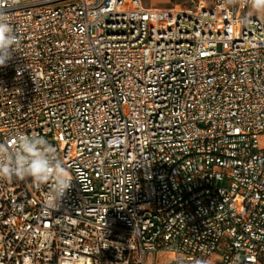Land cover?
I'll list each match as a JSON object with an SVG mask.
<instances>
[{
	"label": "built area",
	"instance_id": "built-area-1",
	"mask_svg": "<svg viewBox=\"0 0 264 264\" xmlns=\"http://www.w3.org/2000/svg\"><path fill=\"white\" fill-rule=\"evenodd\" d=\"M144 1L0 0V143L72 178H0V264H264V11Z\"/></svg>",
	"mask_w": 264,
	"mask_h": 264
},
{
	"label": "clouds",
	"instance_id": "clouds-1",
	"mask_svg": "<svg viewBox=\"0 0 264 264\" xmlns=\"http://www.w3.org/2000/svg\"><path fill=\"white\" fill-rule=\"evenodd\" d=\"M15 2V0H13ZM234 3L235 0H228ZM255 12L264 11V0H243ZM17 38L9 19L0 11V67L12 59ZM23 179L29 177L37 184H48L51 199H60L70 189L72 178L69 171L48 141L39 135H20L10 148L0 143V178Z\"/></svg>",
	"mask_w": 264,
	"mask_h": 264
},
{
	"label": "rangeland",
	"instance_id": "rangeland-1",
	"mask_svg": "<svg viewBox=\"0 0 264 264\" xmlns=\"http://www.w3.org/2000/svg\"><path fill=\"white\" fill-rule=\"evenodd\" d=\"M199 0H145L144 5L146 7H154V8H171L174 6L181 7H192ZM163 256L162 253H157L156 255H148L146 257L147 264H151V261L161 259Z\"/></svg>",
	"mask_w": 264,
	"mask_h": 264
}]
</instances>
